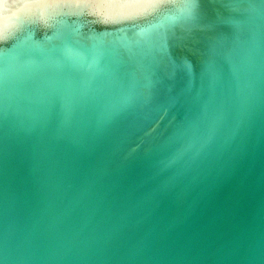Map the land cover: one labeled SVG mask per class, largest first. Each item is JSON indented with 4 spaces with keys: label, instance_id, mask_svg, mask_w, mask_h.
<instances>
[{
    "label": "water",
    "instance_id": "water-1",
    "mask_svg": "<svg viewBox=\"0 0 264 264\" xmlns=\"http://www.w3.org/2000/svg\"><path fill=\"white\" fill-rule=\"evenodd\" d=\"M0 264H264V0H0Z\"/></svg>",
    "mask_w": 264,
    "mask_h": 264
}]
</instances>
